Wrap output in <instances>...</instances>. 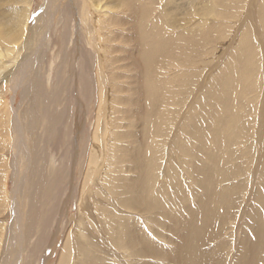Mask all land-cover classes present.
Masks as SVG:
<instances>
[{
  "label": "bare ground",
  "instance_id": "bare-ground-1",
  "mask_svg": "<svg viewBox=\"0 0 264 264\" xmlns=\"http://www.w3.org/2000/svg\"><path fill=\"white\" fill-rule=\"evenodd\" d=\"M2 1L7 8L0 13V64L3 65L0 66L1 76H4L5 81H13L14 87L21 91V113L18 112L20 120L15 121L18 127L14 128L16 142L11 152L14 162L12 166L3 159L6 166L3 180L11 169L14 170V176H19V166L23 162L27 173H31L33 178L29 177L25 186L27 197L30 196V199L28 201L24 198L27 200L25 207L15 213V223L7 230V252L18 250L10 248V242L20 240V235L23 234L28 241L35 239L36 242L28 254L26 264H36L45 252L43 246L52 231L49 228H52L56 221L57 237L63 235V248L55 264H67L73 253L74 256H80L78 264H125L126 258L128 264L230 263L234 258L230 257L234 252H238L236 244H232L230 248L226 240L228 229L232 227L228 222L231 217L230 209L240 208L235 196L241 194V187H245L247 181L245 179L244 183L235 184L233 177L243 175V167L235 161L230 171L224 165L228 155L224 153L223 160H218L217 155L212 157L211 149L225 146L223 141L232 142L233 145L240 144L241 137L238 134L244 132L247 119L242 116L244 113H251V109L246 105L235 109L232 104L227 105L221 99L206 96L199 104V112L194 114V117L191 116L190 120L184 121L186 132L184 135L182 131L181 138L177 141L179 150L176 151L182 155L184 162L175 163L176 166L173 167L179 171L173 172L172 168L168 179L157 182V165L163 151L156 149V145L170 132L168 124L173 113L171 108L175 95V91H169L171 88L168 89L165 84L168 78L164 81L159 70L172 58L178 67L175 74L185 71L190 65L187 62V56L190 54L185 52V28L182 22L175 25L179 28V33L172 37L168 34L169 26L164 25L166 21L161 18H148L158 9H161L158 10L161 17H165L173 11L172 5L176 4L177 0H74L68 4L63 3V0H44L45 7L34 18L35 31L29 26L35 0ZM184 1L178 0L175 7L178 11L182 10ZM186 1L190 14L200 15V19H205L211 8H214L205 7L209 0ZM50 10H60L64 23L70 19L66 29L68 28L70 34L68 45H71L74 64L70 70L68 69L71 66L65 67L62 75L57 73L54 77L49 71L43 79L39 74L41 62L38 47L44 48L45 44L50 42L52 27L55 26V23L52 24L54 21L47 18ZM214 11L219 12L216 9ZM80 20L82 29L77 33L74 25ZM203 22L197 21L195 24L201 26ZM191 30L190 32H197L195 29ZM212 31L216 32L215 29ZM205 38L204 35L201 38L196 37L195 40L200 43ZM121 42L132 45V48L126 49L129 67L138 74H145L128 77L132 81L133 90L119 83L120 76L116 71L107 77L103 73L105 66L100 60L105 61V46L109 45L112 52L117 53ZM199 48L197 44L195 50ZM241 50L242 46L235 53L236 60L240 58L246 61L240 71L234 66L226 68L223 75L214 80L212 88L219 92L225 89L231 91L238 73L245 71L244 76L248 77L252 71L257 73L256 58L252 57V54L257 52L252 46L245 47L243 55L240 54ZM16 55L18 58L24 57L18 64L7 68L5 64L13 63L8 58L13 59ZM33 59L38 62L37 67ZM64 61L67 62L68 57ZM251 61L254 63L251 64ZM55 78L56 84L53 83ZM110 78L114 80V93L129 90L130 95L122 98L126 102L121 103H127L126 114L131 115L132 120L139 119L135 129L140 131H134L131 124V131L126 130L118 135L117 140L121 141L118 153L126 156L118 159L116 163L109 159L110 164L119 169L114 188L110 181H106L113 189L110 202L99 204L95 198L85 202V193L92 188L93 175L99 173V167L97 161L90 159L86 150L78 156V146H74L72 134L78 130L84 134V128L80 127L76 116L72 115L71 106L75 103L79 105L82 98L87 101L91 110L93 93L97 94V126L94 136L90 135V139L91 142L98 141V131L107 130L103 119H100V110L103 85L110 81ZM246 79L247 77L243 79V84H247ZM72 88H75V91H71ZM255 88L253 82L252 89ZM244 91H247L246 88ZM228 101L234 100L228 98ZM262 107L264 109V102ZM4 108L9 114L6 103ZM240 109L243 111L240 112ZM262 114L264 115V111ZM233 124L241 128L240 133H233ZM3 129L1 127L2 131H7ZM71 130L74 131L70 132ZM109 135L112 136L110 133ZM0 146L3 147V144ZM2 147L0 151L4 150ZM259 149L261 162L264 163V144ZM176 159L173 161L176 162ZM173 161L170 160V164H173ZM188 161L192 163L189 164ZM77 172L81 173L82 179L80 188L72 189L78 192L77 214L68 221L69 212L66 208L73 197L70 201H65L62 196H66L72 181L77 180ZM180 172L183 174H179ZM187 173L191 176L189 184H186L187 178L189 179ZM253 188L256 200L248 211L244 231L240 239L238 234L231 235L232 238L237 236L239 243H242L240 254L238 253L237 261L234 259L233 264H264V167L257 185ZM195 189L198 195L205 191L212 197L205 211L196 204L198 195L191 193ZM0 192L4 194L3 191ZM80 202H84V205ZM21 219H24L25 225L22 233L16 227H21ZM99 219H103L104 223ZM219 242L222 262L213 251V247ZM33 256L39 257L36 259Z\"/></svg>",
  "mask_w": 264,
  "mask_h": 264
},
{
  "label": "rangeland",
  "instance_id": "rangeland-1",
  "mask_svg": "<svg viewBox=\"0 0 264 264\" xmlns=\"http://www.w3.org/2000/svg\"><path fill=\"white\" fill-rule=\"evenodd\" d=\"M57 1L61 2V0H56V2ZM72 1L74 2V0H63V3L66 2L68 4ZM2 2L3 1L0 0V13L5 11L7 8V5ZM176 2L178 3V0ZM212 2L214 4H212ZM177 3L172 5V8H174L173 11L169 12L165 17H161V9H158L160 11H155V14L148 18V20H159L161 18V20L166 21L164 25L169 26L167 27V29H169L168 34H170L172 37H174L175 34L178 35L179 33V28H177L175 25H179L180 22H182L185 28V52L186 54H190L187 56V62H189L190 65L188 66V69H185V71L175 74V71H177L178 67L175 65L174 59L172 58L169 59L167 63H165L166 67L164 66L162 70H159V73H161L164 81H166L168 78V82L166 81L165 84H167L168 89L171 88L169 91H175V95L171 108V112L173 113L168 124L170 132L167 135L168 137L166 136L164 140L160 141L156 145V149H162L163 151L159 160V164L157 165V182H162L164 178H169V171L174 166H176L175 163L182 164L184 162V158L182 157V155H180L178 152L176 153V151L179 150L177 141L180 140L182 131H184L185 135L186 130L183 126L185 119L190 120L191 116L194 117V114H197L199 112V104L201 100L206 98V96L208 98L221 99L227 105L232 104L235 109H238L240 105H246L249 110L251 109V113H244L242 116L245 117V119L247 118L243 133H240L241 128L238 125L233 124V133H240L238 134L241 137L240 144L233 145L234 143L232 142L223 141L225 143V146L215 147L214 149H211L212 157L214 158V156L217 155L218 160H223L224 153L228 155V158L224 165L230 171L232 170V164L235 161H237L238 164L243 167L244 174L236 178L233 177V182L235 184L244 183L243 181L245 179L247 181L245 187H241V194H237V196H235V199H238V202L240 203V208H231V217L228 220L229 224L232 227L228 229L229 231L227 232L228 235L226 240L229 243L230 248L232 244H236L235 247H237L238 252H234L235 247H233L234 255L230 258H234L232 261H230V263L226 264H233L234 259L237 261V258L239 256L238 253L240 254V248L242 245V243H239L238 238L240 239L242 231H244V227L249 214L248 211L254 205L256 200V192L254 191L253 186L257 185L260 179L262 168L264 167V163L261 162L259 149V147L264 144V115L262 114V111H264L262 107L264 102V0H224V2L222 0H209V2L205 4V7L211 6L214 8H211L209 14L207 15V17H205V19H200V15L190 14L188 5L186 8V0L184 1V4L182 3L181 5V11H178L175 8L177 7ZM222 4L224 5L222 6ZM43 7H45L44 0L34 1L33 10L29 20V26L32 31H35L36 28L34 18L38 16L40 10ZM198 8H200V6H198ZM214 9L219 12H215ZM58 11L60 10H50L49 13H47L50 14L49 16L47 15V18H50V20L52 19L54 21L52 24L55 23V26L52 27L53 31L50 36V42L46 43L44 48L38 47V54L41 62V69L39 74L43 77V79L46 78L49 71L53 74L54 77H56L57 73H59V75H62L66 69L65 67L71 66L68 69L70 70L72 69L74 64L71 45H68V37L70 38V34L68 33V28L66 29V27H68L70 19H67V21L64 23L63 15H61V11ZM179 13H181L182 15H180ZM99 16L100 15H98V18ZM197 21L204 22L200 26L195 24V22ZM74 26L76 30L75 32L78 33L82 29L81 20L79 22L77 21ZM159 26L161 28L163 27V25L160 24ZM191 29H195L197 32H190L192 31ZM212 29H215L216 32L214 33ZM204 35L206 36V38L205 40H201L200 43L195 40L196 37L201 38L204 37ZM31 40H33V35H31ZM72 40L74 41V39ZM197 44L200 46V48L198 50H195V46ZM240 46H242V50L240 53L241 55H243L245 47L250 48L252 46L253 49L257 52V54H252V57L256 58L255 64L257 63V73L252 71L249 73L248 77V75L244 76L245 71H242L241 73H238V78L236 80L235 86L231 91H227L225 89L222 92H219L217 89L211 87L214 80L222 76L226 71V68L228 69L229 67L234 66L240 71L241 66L246 63V61H242L240 58L236 60L235 53ZM127 47L132 48V45L121 42L120 50L117 53H113L109 45L105 46V61H100H102L103 66H105L103 73L106 77L116 71L120 76V78L118 79L119 83L123 87L131 90L133 85L132 81L128 79V77L134 75L142 76L145 74L143 72H141L142 74H138L133 68L129 67V63L127 61ZM23 57L18 58V55H16L13 59L8 58V60H12L13 63L10 64V62H8V66L6 64L5 66L8 68L13 64H18L19 60H21ZM66 57H68L67 62L64 61ZM78 58L79 56L76 58V60H78ZM34 60L35 59H33V62L37 67L38 62ZM252 63H254V61H251V64ZM0 66L3 67V65L1 64ZM1 72L2 71L0 69V144H3V147L5 148L0 146L2 147V150L4 149L3 151H0V162H2L0 164V190L3 191L2 193H4L3 195L0 194V199L2 200H0V264H26L27 260L29 259L28 254L32 251V248L36 243L35 239H31L30 241H28L25 236L21 234L20 240L10 242L12 244L10 248L14 247L15 249H18H14L15 252L10 253V250L8 252L6 250V236L8 232L7 230H9L12 224L15 223V213H17V211H21V209L23 210L26 201L30 199V196L29 198L27 197L25 186H27L28 184L29 177L31 179L33 178L31 177V173L30 175L29 173H27V169H25L26 167L24 165L25 163L23 162L24 164L22 163L21 166H19L21 176H18V174V177L14 176V170L11 169L7 174V177L3 180L4 173L6 172L4 161L8 164H12V166L14 162L12 159L14 155H12L11 152L14 149V145L16 142L14 128L18 127L15 121L18 122V119L20 120L18 112L21 113L19 108L21 104V91L19 88L14 87L15 83L13 81H5L4 76H1ZM246 77L247 79L245 81L247 82V84H243L242 81ZM56 81L57 80L55 78L53 83L56 84ZM110 81L106 82L103 85L104 92L103 98L101 100L102 107L100 110V119H103L102 122L107 130L106 132H104V130L98 131V141H92L94 142L92 143L90 139L91 136H94V132L97 126V106L99 103L97 94L95 92L93 93L91 110L89 109L90 107L87 101L83 100L82 98H80L81 102L79 103V105L78 103H75L73 104V106H71L72 115L76 116L77 123L81 128H84V134L81 130L75 131L72 134V137L75 141L74 146H78V156L81 155V152L83 150H86L87 154H89L90 159L93 161H97L99 167V173L97 175H93L94 180H92V188H89L87 190V193H85V202H87L88 199L92 200L93 198L97 199V202H99V204L110 202V199L113 196L112 188H114V185L116 184L119 169L113 164H110L109 159L116 163L118 159L126 156L123 153H118L121 148V146H119V143L121 141L117 140L118 135H121V133L126 130L131 131V124L135 129V127L139 123L138 118L132 120L130 118L131 115L126 114L127 107L125 105H127V103H121L122 101H124L123 99L126 98V96L130 95L129 90L125 89V92L116 94L114 93V90H112V82L114 80L110 78ZM8 82L10 84H8ZM253 82L256 85L255 89H252ZM244 88H246L247 91H244ZM177 89L179 91H177ZM71 91H75V88H72ZM15 98L17 99L16 101ZM228 98H233L234 101L229 102ZM4 103H6V105L8 106L9 114H7V111L4 108ZM46 106H48V104ZM242 111L243 110L240 109V112ZM16 113L18 114V118ZM1 127L7 129V131H5L4 129V131H2ZM164 129H166L165 126ZM72 131L74 130H71L70 132ZM134 131L139 132L140 130L135 129ZM109 133L116 139L110 136ZM89 139L90 142L88 143ZM105 153L106 156H104ZM242 154L243 156L241 157ZM3 159L5 160L3 161ZM173 159H176V162H174ZM170 160L173 161V164H170ZM188 163L191 164L192 161H188ZM175 168H173L174 171H172L178 172L179 169L175 170ZM181 173L182 172H180L179 174ZM174 175L176 174L174 173ZM22 176L24 178H22ZM80 176L81 173L77 172L75 174L77 180L72 181L66 196H62V200L65 201H70V198L73 197V200L70 201L68 207L66 208V211L69 212L68 221H70L71 218L77 214L78 192L74 191V187L80 188V186L82 185V179L80 178ZM187 177H189V179L187 178V181H185L186 184H189L191 176L188 173ZM192 179L193 178H191V181ZM106 181L111 182L112 188H110L106 184ZM20 190H22V192ZM31 192L32 189L30 193ZM191 193L197 194L196 189L194 191H191ZM24 198H26L27 200ZM211 198L212 197L206 194L205 191H201L198 195V198L196 199V204L205 211L206 208L210 205ZM80 203L84 205V202ZM216 205L219 206L217 202ZM21 220V227H16L22 233V230L25 229V225H23L24 219ZM99 221L104 223L103 219H99ZM50 229L52 230L50 231L51 234L49 233L48 240L43 246L45 252L41 254V258L39 256H33V258L36 259L39 257V260L36 262V264H55L56 260H58V256L62 251L63 246L61 245V243L63 240V235H58L57 237L58 225L56 221L52 228H49V230ZM235 234H238V238L237 236H234L233 238L231 237V235ZM229 238L230 240H228ZM69 249H71V246ZM213 251L217 255V258H219L220 262H222V259L220 257V242L215 245V247H213ZM231 254L232 252L230 253V255ZM45 257L46 259H44ZM47 259L49 260L45 262L44 260ZM79 259L80 256L78 254L74 256L73 253V255L70 256L67 264H78V262L80 263ZM125 262L128 264L127 258Z\"/></svg>",
  "mask_w": 264,
  "mask_h": 264
}]
</instances>
